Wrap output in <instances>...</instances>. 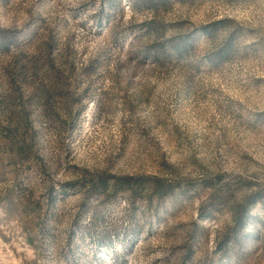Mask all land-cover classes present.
<instances>
[{"label":"rangeland","instance_id":"374dc122","mask_svg":"<svg viewBox=\"0 0 264 264\" xmlns=\"http://www.w3.org/2000/svg\"><path fill=\"white\" fill-rule=\"evenodd\" d=\"M0 264H264V0H0Z\"/></svg>","mask_w":264,"mask_h":264},{"label":"trees","instance_id":"16d2710c","mask_svg":"<svg viewBox=\"0 0 264 264\" xmlns=\"http://www.w3.org/2000/svg\"><path fill=\"white\" fill-rule=\"evenodd\" d=\"M175 48V47H174ZM184 48V47H183ZM183 48H181L180 46H177V48L174 49V54L177 55V56H182V53H183ZM164 49L161 50V52H163ZM165 52V51H164ZM98 184L94 185V186H97ZM143 185L140 184V185H137L135 188L136 189H132L131 191H129V194H131L132 196L135 195V193L138 191V192H144V191H141V189L143 188L142 187ZM99 188H105L106 187V184L104 182H100L99 185H98ZM137 190V191H136ZM144 190V189H143ZM164 190L165 188L164 187H157L156 188V192H158V194L160 195H163L164 194ZM236 224H237V220H236Z\"/></svg>","mask_w":264,"mask_h":264}]
</instances>
